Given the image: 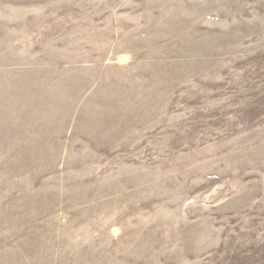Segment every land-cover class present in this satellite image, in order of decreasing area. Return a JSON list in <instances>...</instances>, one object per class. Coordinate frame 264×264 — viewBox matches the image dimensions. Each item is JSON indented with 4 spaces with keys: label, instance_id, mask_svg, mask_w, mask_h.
<instances>
[{
    "label": "rangeland",
    "instance_id": "374dc122",
    "mask_svg": "<svg viewBox=\"0 0 264 264\" xmlns=\"http://www.w3.org/2000/svg\"><path fill=\"white\" fill-rule=\"evenodd\" d=\"M0 264H264V0H0Z\"/></svg>",
    "mask_w": 264,
    "mask_h": 264
}]
</instances>
